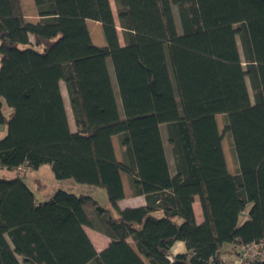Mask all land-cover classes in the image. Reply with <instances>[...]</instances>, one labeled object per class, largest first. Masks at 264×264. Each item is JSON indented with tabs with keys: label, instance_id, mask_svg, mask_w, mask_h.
<instances>
[{
	"label": "trees",
	"instance_id": "1",
	"mask_svg": "<svg viewBox=\"0 0 264 264\" xmlns=\"http://www.w3.org/2000/svg\"><path fill=\"white\" fill-rule=\"evenodd\" d=\"M32 1L36 22L24 20L20 0H0V173L16 171L0 175V264H224L225 245L240 257L253 243L263 256L245 261L264 264V0H113L122 45L110 0ZM43 165L57 182L103 190L108 210L61 188L38 200L18 172ZM121 173L144 207H118ZM84 227H99L108 246L96 252ZM175 242L184 253L171 254Z\"/></svg>",
	"mask_w": 264,
	"mask_h": 264
},
{
	"label": "rangeland",
	"instance_id": "2",
	"mask_svg": "<svg viewBox=\"0 0 264 264\" xmlns=\"http://www.w3.org/2000/svg\"><path fill=\"white\" fill-rule=\"evenodd\" d=\"M110 5H111V9H112V12L114 15V20H115V25H116L117 32H118L119 42L122 45L123 44V37H122L121 29H120L119 24H118L116 9H115V5H114L113 0H110ZM20 6H21L22 14H23L25 21H27V22L38 21L36 9L34 7L32 0H20ZM173 14H174V18H175V23H176L177 28L179 30V21H178L176 6H173ZM87 28H89L91 35H92V38H93V40H95V42H97L98 39H102L103 41H105L103 34H102V29H101L100 24L96 25L93 21H88ZM30 42L32 44H34V39L32 36H30ZM237 42H238L239 52L242 55L241 46H240L238 38H237ZM108 62H109V69L111 71V76L113 78V85L116 89L111 63H110V61H108ZM60 86H61V89L63 92V100H64V104H65V108H66V113H67L68 119L71 122L72 121L71 111L69 108L67 95H66V92L64 89V84L61 82ZM249 93H250V95H252L250 88H249ZM2 110H3V113L5 115L8 114V111H10L9 108H7V106L4 104H3ZM224 121H225L224 116H222V115L216 116V122H217L218 130L223 135L222 149H223L226 165H227L229 172L234 173L237 170V163H236V158L234 156V152L232 149L230 137L228 134H225L223 132ZM6 133H7L6 126L0 125V139H2L6 135ZM24 172L26 173L24 181L32 189V191L35 194V197L38 200L50 198L57 188H61L63 190H67V188H68V184H66V182L60 183L54 179L53 173H52L49 165H43V166L39 167V169H37V170L25 169L23 171H19L18 174L23 175ZM0 175L5 176L7 178L14 176L13 173L5 172V171H2L0 173ZM35 179H40L42 181V183L46 186V188L41 189V190H37V188H36L37 184L35 182ZM69 185H70V182H69ZM94 190H95V195H96V198L99 202V205L102 206L104 204H107L108 202H107L105 192L101 189H94ZM246 217H247L246 213L241 215V217L239 218V223H242L244 220H246ZM223 251H225L222 254V259H223L224 264H240V262H239L240 257H237V255H235V253L233 252L232 249L230 251L229 245H225L223 248ZM227 251H229V252H227ZM248 256H249L248 259L255 257L254 251H248Z\"/></svg>",
	"mask_w": 264,
	"mask_h": 264
},
{
	"label": "crops",
	"instance_id": "3",
	"mask_svg": "<svg viewBox=\"0 0 264 264\" xmlns=\"http://www.w3.org/2000/svg\"><path fill=\"white\" fill-rule=\"evenodd\" d=\"M34 22H36V21H34ZM94 23L96 25L99 24L97 22H94ZM86 24L88 26V20L86 21ZM88 31H89L91 40L95 45L100 46V47L105 46V41H103L102 39H98V41L95 42V40H93V38H92V35H91L89 28H88ZM60 88H61V86H60ZM64 89H65V86H64ZM114 91H115L114 93H115L116 100H117L118 105H119V111L121 112L118 93H117L115 87H114ZM65 92H66V90H65ZM61 93H62V97H63L62 89H61ZM66 95H67V93H66ZM67 99H68V97H67ZM68 104H69V102H68ZM8 113H9V111H8ZM71 117H72V114H71ZM68 122H69L70 130L72 132H74L76 129H75L73 117H72V121L70 122V120L68 119ZM161 138H162L163 146L165 149V157H166V160H167V163L169 166V171H170L171 175H173L174 174L173 162H172V157L170 154L169 147L166 143V133H165L164 127H161ZM112 144H113V148H114V152H115V157H116L117 161L121 162L122 161V150L120 148L117 136L112 137ZM228 172H229V170H228ZM10 173L15 174L16 171H13ZM229 173L234 174L235 172L234 173L229 172ZM62 182H64V183L66 182V184H68V188L66 191L72 192L75 194L90 195L98 202L96 195H95V190H94L95 188H91V187H87V186H78V185H75L71 181H68V180L61 181L60 183H62ZM69 182H70V185H69ZM121 182H122V187H123V199L117 203L118 207L120 209L144 207L146 204L144 196L135 195L132 193L130 185H129V178L127 177V175L125 173H121ZM42 189H44V188H42ZM43 200H45V199H43ZM98 204H99V202H98ZM101 207L106 209V210H108V208H109L108 203L102 205ZM193 211H194L196 222L201 223L203 216H202L201 208H200L199 201H198L197 197L194 198ZM87 214L89 215V217L91 219L93 218L94 220H96L97 217H96L95 211L93 209H88ZM160 215H161V213L155 214L156 217H159ZM84 231H85L87 237L89 238V240L91 241L94 249L98 253L101 252L102 250H104L111 241L110 238L108 236H106L99 229V227H84ZM127 242L134 248L133 243H132L130 238L127 239ZM184 252H185V246H184L183 242H175L171 248V254L172 255L181 254Z\"/></svg>",
	"mask_w": 264,
	"mask_h": 264
},
{
	"label": "built area",
	"instance_id": "4",
	"mask_svg": "<svg viewBox=\"0 0 264 264\" xmlns=\"http://www.w3.org/2000/svg\"><path fill=\"white\" fill-rule=\"evenodd\" d=\"M248 251H254L255 256L262 257L263 251L260 250L259 244H250L241 248V255L239 258L240 264H248L245 259H248Z\"/></svg>",
	"mask_w": 264,
	"mask_h": 264
}]
</instances>
